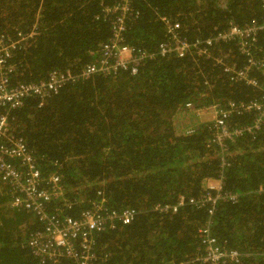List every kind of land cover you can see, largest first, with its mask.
<instances>
[{
    "label": "trees",
    "instance_id": "obj_1",
    "mask_svg": "<svg viewBox=\"0 0 264 264\" xmlns=\"http://www.w3.org/2000/svg\"><path fill=\"white\" fill-rule=\"evenodd\" d=\"M121 1L0 0V35L34 32L14 52L11 83H39L53 70L79 76L112 37L115 16L105 6ZM132 5L124 43L146 51L166 38L161 17L179 22L181 37L194 40L231 21L242 25L263 16L262 0H132ZM216 45L214 55L228 62L235 55L238 66L246 63L236 46ZM258 91L231 83L206 54H174L150 57L136 73L67 79L47 97L29 96L22 107L3 110L44 171L62 173L70 197L87 203L103 194L115 209L136 210L130 224L116 223L96 236L103 264H190L200 252L198 230L210 220L208 208L183 205L164 213L157 204L175 203L181 194H214L204 182L223 167V192L237 199L219 201L213 231L224 246L248 253L238 264H264V124L255 134L243 131L236 141L226 139L230 151L223 162L213 115L200 120L207 106L221 103L226 109L229 100L259 98ZM188 102L198 120L180 125L175 118L190 114ZM228 119L235 128L252 117L232 113ZM9 200L0 190V264H40L26 240L42 224L11 208ZM86 205L74 200L67 213L77 215Z\"/></svg>",
    "mask_w": 264,
    "mask_h": 264
},
{
    "label": "built area",
    "instance_id": "obj_2",
    "mask_svg": "<svg viewBox=\"0 0 264 264\" xmlns=\"http://www.w3.org/2000/svg\"><path fill=\"white\" fill-rule=\"evenodd\" d=\"M107 15L115 16L112 37L104 45L102 56L87 64L81 74L67 75L60 70L49 72L48 80L39 83H19L13 85L11 77L17 66L12 62L14 52L20 43L34 35L18 33L13 38L0 35V190L9 196V205L13 209L35 215L42 226L26 240L31 253L40 264H103L105 258L100 256L96 247V236L108 231L116 223L130 224L136 217L133 208L115 209L105 195L98 198L79 200L70 197L64 185L63 175L59 170L46 173L38 156L29 147L27 141L18 134L9 122L3 107L20 108L29 96L47 97L57 91L67 79L77 82L78 79H90L94 75L116 76L125 71L136 73L141 65L150 57H169L176 54L205 55L212 58L215 65L224 70L231 83H244L259 89L260 97L251 101H227L228 108L221 103L207 106L215 120L216 141L220 144L222 161L226 162L229 145L226 139L236 141L243 131L255 134L264 124V0H262V19H252L245 24L229 22L208 37H197L194 40L180 35L181 24L168 17H161L165 23L166 38L160 41L154 51L134 48L125 42L126 18L133 12L132 0H122L112 6H105ZM216 44L234 45L245 58L246 63L238 66L234 57L226 61L221 53L213 48ZM217 46V45H216ZM189 110L194 107L187 103ZM232 113L249 114L252 120L244 127H231L228 116ZM192 129H185L190 134ZM222 162V163H223ZM224 168V167H223ZM221 169L217 178L206 179L208 189L215 193H204L200 197H186L181 194L175 203H158L156 210L177 212L183 205L198 208L207 207L210 215L198 230L200 236V252L190 264H238L248 253L236 248L226 247L215 235L212 217L221 199L235 201L237 195L223 192L225 169ZM75 202L87 204L77 215L67 213Z\"/></svg>",
    "mask_w": 264,
    "mask_h": 264
},
{
    "label": "rangeland",
    "instance_id": "obj_3",
    "mask_svg": "<svg viewBox=\"0 0 264 264\" xmlns=\"http://www.w3.org/2000/svg\"><path fill=\"white\" fill-rule=\"evenodd\" d=\"M189 115L185 114L184 117H176L175 118V121L179 122L180 121V125L182 124H186V123H189L191 120H198V117H194L192 114H191V110L189 111ZM211 112H209V110L207 109V111H202L200 114L202 115L200 117V120H207V119H211L212 117V113L210 114ZM77 200V199H76Z\"/></svg>",
    "mask_w": 264,
    "mask_h": 264
}]
</instances>
